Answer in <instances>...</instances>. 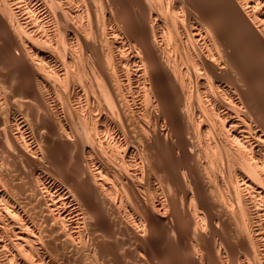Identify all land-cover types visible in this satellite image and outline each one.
I'll return each mask as SVG.
<instances>
[{
	"label": "bare ground",
	"instance_id": "6f19581e",
	"mask_svg": "<svg viewBox=\"0 0 264 264\" xmlns=\"http://www.w3.org/2000/svg\"><path fill=\"white\" fill-rule=\"evenodd\" d=\"M0 264H264V0H0Z\"/></svg>",
	"mask_w": 264,
	"mask_h": 264
},
{
	"label": "rangeland",
	"instance_id": "374dc122",
	"mask_svg": "<svg viewBox=\"0 0 264 264\" xmlns=\"http://www.w3.org/2000/svg\"><path fill=\"white\" fill-rule=\"evenodd\" d=\"M56 150V149H55ZM53 152H54V154H55V159H56V161H59V159H57V158H59L60 157V155H58L57 153H58V151L56 150V151H54L53 150ZM58 156V157H57ZM57 157V158H56Z\"/></svg>",
	"mask_w": 264,
	"mask_h": 264
}]
</instances>
